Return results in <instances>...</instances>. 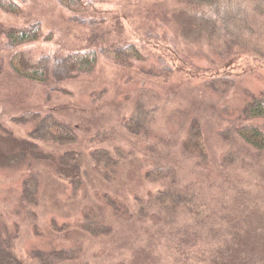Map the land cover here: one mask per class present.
I'll list each match as a JSON object with an SVG mask.
<instances>
[{"label":"rangeland","instance_id":"374dc122","mask_svg":"<svg viewBox=\"0 0 264 264\" xmlns=\"http://www.w3.org/2000/svg\"><path fill=\"white\" fill-rule=\"evenodd\" d=\"M13 1L19 15L0 11V122L25 136L28 127L14 126L11 118L28 111L53 115L74 131L76 143L67 149L82 154L91 179L86 190L73 195L55 167L39 166V204L29 215L20 201L25 174L0 170V216L16 257L28 263L30 250L50 240L58 248L81 247L78 257L56 264H230L248 255L244 249L251 242L259 244L262 258L264 152L234 130L247 126L264 132V118L251 119L244 109L248 101L264 99V59L223 35L217 43L184 39L176 16L208 12L178 0H82L81 15L54 0ZM242 6L252 9L248 1ZM252 15L250 20L257 18ZM35 22L41 30L34 42L12 46L1 34ZM129 45L139 60L127 62L122 49ZM102 49L115 54L99 53L92 73L61 83L27 81L9 66L14 54L34 63ZM138 103L152 112L147 138L123 127ZM192 119L203 135L204 162L183 150ZM116 147L125 153L123 166L106 181L92 170L90 153ZM167 168L172 179L146 177L147 171ZM169 189L187 196L186 210L174 218L154 209L140 216L141 205ZM105 194L123 206V219L99 200ZM86 207L110 226L108 236L95 239L73 227L60 229L76 224Z\"/></svg>","mask_w":264,"mask_h":264},{"label":"trees","instance_id":"16d2710c","mask_svg":"<svg viewBox=\"0 0 264 264\" xmlns=\"http://www.w3.org/2000/svg\"><path fill=\"white\" fill-rule=\"evenodd\" d=\"M54 1L70 14L81 15L86 11L82 0ZM178 1L203 8L208 12L206 15L182 13L176 16L181 36L184 39L197 41L204 38L211 43H217L223 35L229 41L248 46L264 59V49L261 43V37H263L261 32L264 34V0ZM247 1L252 3L251 10L242 6ZM0 11L19 15L20 7L13 0H0ZM252 13L257 15V18L250 20L249 16H253ZM40 30L39 22H35L26 28L1 31V34L10 45L20 46L36 41ZM122 50L127 54V62L131 58L134 60L141 58L134 46L129 45ZM108 51L110 52L104 49L100 52L76 51L54 60L50 57L41 58L34 63L27 61L21 54H14L10 58L9 66L18 77L27 81L45 84L50 79H54L61 83L92 73L98 63L99 53L106 54ZM110 54L115 53L110 52ZM117 57L115 56L116 59ZM244 109L251 119L264 118V99L250 100L245 104ZM151 121V110L138 103L131 116L125 119L123 127L132 135L147 138L150 136V128L153 124ZM11 122L19 128L28 127V132L25 136L17 135L15 131L0 122V170L25 174L22 180L20 201L21 207L27 209L29 215L32 213L31 209L38 207L39 204L40 180L36 171L39 166L55 167L57 171L55 172L67 182L73 195L79 194L91 185V179L84 169L82 154L67 149L68 146L76 143L75 133L68 125L53 115L40 111L25 112L18 117L11 118ZM234 132L248 146L264 152L263 131L256 127L242 126L236 128ZM183 139L185 140L182 142L184 151L196 154L202 162L206 161L207 152L197 120L190 121ZM227 158L229 159L230 156L225 157V163ZM90 159L92 170L94 168L96 174L102 179L112 181L113 176L120 174L125 153L119 147L111 152L96 149L90 153ZM172 175L169 168L146 172V177L154 181L165 180L167 177L172 179ZM99 200L116 218L123 219L126 216L123 206L109 195H101ZM189 202L187 196L177 192L176 189L158 191L153 194L151 204L140 206V216L154 209L161 214L165 213L168 218H174L178 211L186 210L190 205ZM67 223L60 228L62 231L73 227L95 239L106 237L111 232L110 226L93 208L86 207L73 226L70 222ZM258 245L256 242L249 243L244 249L248 253L247 256L231 259L228 262L230 264H264V254L260 258V254L256 251V248H259ZM13 249L12 238L5 221L0 216V264H56L57 261L62 262L78 257L81 251V247L77 245L71 249H63L56 247L50 240H44L40 248L30 250L28 253L30 262L27 263L17 258ZM240 249L243 248L238 245L239 254L242 253Z\"/></svg>","mask_w":264,"mask_h":264}]
</instances>
